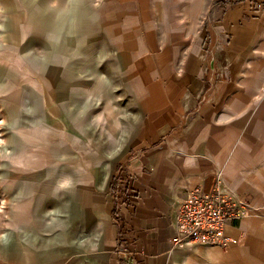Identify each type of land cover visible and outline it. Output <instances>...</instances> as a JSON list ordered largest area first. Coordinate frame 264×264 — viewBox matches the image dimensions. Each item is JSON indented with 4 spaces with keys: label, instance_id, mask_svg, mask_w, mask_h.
Returning a JSON list of instances; mask_svg holds the SVG:
<instances>
[{
    "label": "crops",
    "instance_id": "1",
    "mask_svg": "<svg viewBox=\"0 0 264 264\" xmlns=\"http://www.w3.org/2000/svg\"><path fill=\"white\" fill-rule=\"evenodd\" d=\"M99 22L109 95L89 111L50 80L37 100L63 212L39 241L2 234L0 264H264V0H101ZM194 188L240 211L227 247L171 243Z\"/></svg>",
    "mask_w": 264,
    "mask_h": 264
},
{
    "label": "rangeland",
    "instance_id": "2",
    "mask_svg": "<svg viewBox=\"0 0 264 264\" xmlns=\"http://www.w3.org/2000/svg\"><path fill=\"white\" fill-rule=\"evenodd\" d=\"M100 1L0 0V240L9 232L3 240L18 235L39 241L63 212L55 180L65 170L46 159L48 127L45 120L40 123L37 100L50 80L52 87L65 80L76 83V99L88 96L93 106L89 111L96 109V84L97 94L109 95L107 39L98 31ZM64 2L72 18L69 24L66 19L59 23L67 26L63 30L61 25L56 37L48 27L64 18L59 10ZM64 36L70 40L68 46ZM54 54L64 65L56 67L66 72V66L75 69V79L65 78L52 67ZM86 107L90 108L89 102L82 109ZM71 109L80 114L74 105Z\"/></svg>",
    "mask_w": 264,
    "mask_h": 264
},
{
    "label": "built area",
    "instance_id": "3",
    "mask_svg": "<svg viewBox=\"0 0 264 264\" xmlns=\"http://www.w3.org/2000/svg\"><path fill=\"white\" fill-rule=\"evenodd\" d=\"M235 205L218 190L207 193L199 188L191 189L175 204L171 243L178 247L190 243L227 247L224 228L240 214L234 210ZM119 254L126 257L131 252L120 250Z\"/></svg>",
    "mask_w": 264,
    "mask_h": 264
}]
</instances>
